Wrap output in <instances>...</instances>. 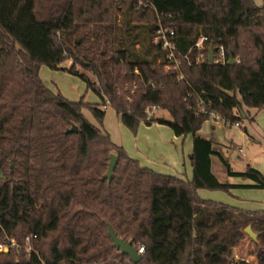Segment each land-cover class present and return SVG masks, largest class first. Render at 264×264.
<instances>
[{
    "label": "trees",
    "instance_id": "1",
    "mask_svg": "<svg viewBox=\"0 0 264 264\" xmlns=\"http://www.w3.org/2000/svg\"><path fill=\"white\" fill-rule=\"evenodd\" d=\"M160 24L175 31L177 49L192 60L182 59L178 72L166 71L173 63L153 43ZM201 35L239 62L195 64L190 50ZM65 61L69 68L61 67ZM42 66L79 77L101 103L52 91L40 78ZM107 106L134 134L141 123H157L177 137L191 135L192 180L141 166L83 114L88 109L102 125ZM154 106L171 120L149 117ZM242 107L264 108V2L0 0V244H17L0 252V264H133L114 247L108 226L136 248L145 245L138 264H252L229 260L248 225L262 245L257 264H264V212L197 194L264 190L260 171L248 165L234 172L198 135L211 113L239 123ZM73 126L78 132L68 133ZM112 154L118 164L109 181ZM213 155L228 176L254 184L220 182Z\"/></svg>",
    "mask_w": 264,
    "mask_h": 264
},
{
    "label": "rangeland",
    "instance_id": "2",
    "mask_svg": "<svg viewBox=\"0 0 264 264\" xmlns=\"http://www.w3.org/2000/svg\"><path fill=\"white\" fill-rule=\"evenodd\" d=\"M254 2L256 5L262 6L264 0H254ZM121 19L122 17L119 16V20ZM71 64L72 61H65L61 67L69 68ZM78 69L93 81L96 80L87 70ZM40 78L49 89L59 91L69 101L79 102L80 100H84L88 104L101 103L100 98L93 91L87 89L84 81L68 72L52 70L46 66H42ZM104 110L105 117L102 125L96 121L88 109H84L83 114L89 122L108 133L113 143L123 147L130 158L134 160L138 159L139 163L141 160L143 164L149 165V169L160 171L164 175L166 174L164 172H167L168 175L182 177L185 181L192 180V164L188 152L190 136L187 138V141L181 139L179 143L171 142L174 133L170 127L167 125L148 127L144 123L140 124L137 133L134 134L123 125L120 116L113 107L107 106ZM238 115L241 118L240 123L243 128H236L234 125L226 126L222 123V126L215 127L214 139L224 146L234 145L230 149H225L226 158L234 171L244 172L247 166L250 165L264 175L263 146L259 143L264 138V108L242 107ZM154 116L171 120L170 115L165 110L155 112ZM202 127V134L212 130L211 125L205 124ZM244 128L247 129V132ZM248 135L254 137L257 142H253ZM169 147H177L178 149L177 155H173L172 158H169L166 152ZM240 147L244 150L245 157L238 152ZM163 156L168 161L163 160ZM213 172L222 183L254 184L250 180L228 178L225 168L218 157H213ZM197 194L203 200L224 204L243 211L264 212V190L262 189L240 187L231 189L229 192L200 189L197 191ZM248 226L251 227V225ZM246 227L241 229L243 239L232 250L229 260L231 262L242 260L257 264L258 253L261 251L262 245L258 240L254 242L251 239L245 232Z\"/></svg>",
    "mask_w": 264,
    "mask_h": 264
},
{
    "label": "built area",
    "instance_id": "3",
    "mask_svg": "<svg viewBox=\"0 0 264 264\" xmlns=\"http://www.w3.org/2000/svg\"><path fill=\"white\" fill-rule=\"evenodd\" d=\"M174 37H175V31L172 28L169 27H163L160 24L158 34L154 37L153 43L155 45H159L163 50L167 52V57L168 60H170L173 64H169L166 66V71L168 73L171 72H178L179 71V66L181 63L182 59H185L188 63H192V60L188 55L182 56L179 50L176 47V44L174 42ZM212 46L213 51H214V57H213V62H209V48ZM190 51H193L196 53V58H195V64H215L218 66H225L230 63L231 57H229L226 53V49L223 45L217 44H209L208 38L204 35H201L198 39V41L193 45ZM234 62H239V59H234ZM180 78H183L180 76ZM186 101H191V95L186 97ZM159 107L154 106L152 108L147 109L148 116L154 115L155 112L159 111ZM201 112H204V108L201 109ZM214 122L217 123H223L224 125H235V126H240L239 123L231 124L227 120L221 118L218 114L216 113H211L210 114V119ZM1 229V227H0ZM27 242V247L26 251L31 252L32 247H30V242H31V237L26 238ZM10 246H17L16 241L14 239H8L7 243L0 244V252H7L9 250ZM138 254L143 255L145 252V245L140 244L139 247L137 248Z\"/></svg>",
    "mask_w": 264,
    "mask_h": 264
},
{
    "label": "crops",
    "instance_id": "4",
    "mask_svg": "<svg viewBox=\"0 0 264 264\" xmlns=\"http://www.w3.org/2000/svg\"><path fill=\"white\" fill-rule=\"evenodd\" d=\"M205 124H207V125H211V128H212V130L211 131H207V132H204L203 134L201 133L202 132V129H203V127H202V129L198 132V135H200V136H202V137H205V138H207V139H209V140H211L215 145H216V148H215V152H219L227 161H228V159L226 158V155H225V149H230V148H232L234 145H230V146H224V145H221V144H219L218 142H216L215 141V139H214V131H215V127L216 126H222V123H217V122H212V121H210V120H208V121H206L205 123H204V125ZM239 124H240V126H235L236 128H243L242 127V125H241V123L239 122ZM164 126V125H162V124H157V123H155V124H152V125H150V126H148V127H153V126ZM203 125V126H204ZM215 125V126H214ZM229 126H232V125H229ZM245 130H246V132H247V129L246 128H244ZM174 133V132H173ZM174 136H173V139L171 140V142H178L179 143V141L181 140V139H184V140H186L187 141V138L190 136V142L188 143L189 144V157L191 156V154H192V151H193V138H192V136L191 135H189V136H187V137H177V136H175V134H173ZM249 136V135H248ZM249 138H251V140L253 141V142H257V140L254 138V137H252V136H249ZM259 143L263 146V148H262V153L264 154V138L261 140V141H259ZM175 149V150H174ZM167 154H168V156H169V158H172V156L173 155H177V153H178V149H177V147H175V148H171V147H169L168 149H167ZM238 152L243 156V157H245L246 156V154H245V152H244V150L240 147L239 149H238ZM213 157H218L217 155H213L212 157H211V169H212V172H213ZM163 158V160H167L166 159V157H162ZM219 158V157H218ZM138 160V159H137ZM140 160V159H139ZM219 160H220V158H219ZM168 161V160H167ZM221 161V160H220ZM229 162V161H228ZM222 163V162H221ZM230 163V162H229ZM140 164H141V166H143V167H146V168H149V165H146V164H143L142 163V161L140 160ZM230 166H231V164H230ZM225 168V167H224ZM231 168H232V166H231ZM151 170H153V169H151ZM233 170V169H232ZM153 171H155V170H153ZM225 171H226V169H225ZM234 171V170H233ZM155 172H157V173H160V171H155ZM234 172H236V171H234ZM164 173H166L165 175H168V173L167 172H164ZM192 173H193V171H192ZM160 174H162V173H160ZM170 174V173H169ZM213 174H214V172H213ZM215 175V174H214ZM226 175H227V177L228 178H231V179H234V178H240V179H244V180H249V179H246V178H242V177H230V176H228V174H227V172H226ZM216 176V175H215ZM264 176V175H263ZM175 177H177V178H180V179H183L182 177H178V176H175ZM218 179V178H217ZM184 180V179H183ZM227 184H230V183H227ZM232 185H253V184H244V183H238V184H232Z\"/></svg>",
    "mask_w": 264,
    "mask_h": 264
},
{
    "label": "water",
    "instance_id": "5",
    "mask_svg": "<svg viewBox=\"0 0 264 264\" xmlns=\"http://www.w3.org/2000/svg\"><path fill=\"white\" fill-rule=\"evenodd\" d=\"M209 62H213V57H214V51L212 46L209 48ZM234 58L231 56V61L229 64H234ZM78 132V127L73 126L72 129L68 131V133H77ZM118 164V157L115 154H112L110 156V162H109V167H108V172L104 179H107L109 181L112 180L114 171L117 167ZM108 232L109 235L114 243V247L120 250V252L124 255H126L130 262L133 264H138L142 260V255L138 254L137 248L132 244V242H126L122 238H120L116 232L113 230L111 226H108ZM245 232L254 240H256L257 235L256 233L253 232L250 226L246 227Z\"/></svg>",
    "mask_w": 264,
    "mask_h": 264
}]
</instances>
